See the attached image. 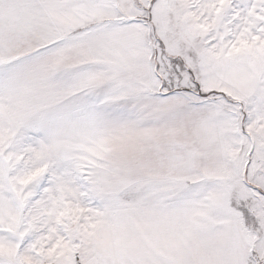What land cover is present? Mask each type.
Here are the masks:
<instances>
[{
  "label": "snow or ice",
  "instance_id": "1",
  "mask_svg": "<svg viewBox=\"0 0 264 264\" xmlns=\"http://www.w3.org/2000/svg\"><path fill=\"white\" fill-rule=\"evenodd\" d=\"M0 264H264V0H0Z\"/></svg>",
  "mask_w": 264,
  "mask_h": 264
}]
</instances>
